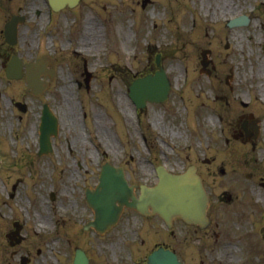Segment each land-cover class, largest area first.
<instances>
[{
    "label": "rangeland",
    "instance_id": "1",
    "mask_svg": "<svg viewBox=\"0 0 264 264\" xmlns=\"http://www.w3.org/2000/svg\"><path fill=\"white\" fill-rule=\"evenodd\" d=\"M141 1L82 0L70 12L52 14V23L46 27L42 28L47 19L44 13L36 18V25L31 22L26 47L58 57L57 73L47 93L59 119V134L53 139L50 155L35 154L42 102L27 98L23 81H8L0 68V264H24V257L25 264H72L77 247L87 253L90 264H133L145 258V245L161 242L175 248L183 264H241V244L237 247L235 240L229 242L235 221L240 224L236 211L232 212L236 202L226 205L230 211L224 205L218 211L224 213L220 228L229 230L219 239L224 244L220 242L221 246L211 248L204 257L196 244L195 251L202 256L199 260L188 241L191 227L179 220L173 223L174 239L163 237L164 228L158 222L156 229L145 231V223L142 226L132 213L123 215L103 236L83 229L92 218L84 203V188L95 186L104 162L123 167L129 183L147 185L156 181L153 167L158 164L174 173L198 164L209 183L201 160L214 157L213 171L225 170L224 177L216 174V192L237 193L230 189L236 174L232 169L235 158L229 152L235 153L239 144L221 137V123L215 117L221 103L213 99L214 90L199 73L202 49H214L221 71L232 63L235 71L238 66L242 79L253 61L252 96L262 108L257 84L261 83L264 99L263 56L260 53L258 77L259 44L255 40L259 36L264 42V0H149L145 7ZM253 7L255 17L248 30L224 28L227 18ZM241 36L247 40L243 41V49L249 50L245 54L251 56L243 63L235 61ZM225 39L232 45L228 52L233 50V57L221 64ZM158 54L159 66L170 81L169 96L138 112L127 96V85L157 70ZM83 58L96 75L87 91L75 83L82 80ZM11 99L27 100L28 111H18ZM236 178L245 183L241 175ZM244 188V197L258 196L257 191L252 194ZM38 202L43 203V211ZM53 212L63 213L58 221ZM44 216L41 234H34L31 226ZM14 221L20 224L19 234L24 238L10 247L5 235ZM141 239H145L142 245ZM246 244L250 246L248 239ZM19 252L22 257L16 256Z\"/></svg>",
    "mask_w": 264,
    "mask_h": 264
},
{
    "label": "flooded vegetation",
    "instance_id": "2",
    "mask_svg": "<svg viewBox=\"0 0 264 264\" xmlns=\"http://www.w3.org/2000/svg\"><path fill=\"white\" fill-rule=\"evenodd\" d=\"M240 54L242 55V53ZM229 55L226 53L224 58L226 59ZM214 72L215 69L213 68L210 74ZM213 75V78L218 82L217 91L220 92L219 96L223 104L220 116L224 122L222 132L225 138L239 144L235 153L229 152L230 156L235 158L232 169L234 174L241 175L245 183L239 182L236 177L233 178L235 183L231 185L230 189L237 190L235 197L225 191L216 192V175L212 169L213 159L207 165L206 174L211 180L209 183L205 180L206 189L211 199L207 214L208 217L212 215V218L210 217L207 228L201 230L205 232L204 238L206 240V245L203 244L202 247L203 250H205V247L208 248L211 237V233L208 231L210 228L213 231V246L219 247L224 244L222 241L219 244L218 241L225 230H215L220 227L218 218L222 215L218 211L223 205H233L236 202L232 212L236 211L240 221L241 228L237 231L239 234L238 241L250 249L253 256L252 264H264V110L261 108L258 116V110L254 108L253 104L251 105L239 98H236L238 106H231L230 95L236 92L235 94L238 96L245 92L244 85L240 83L242 78H239L236 82L234 81V76L237 78L238 76L234 75L233 69H229L228 74H224L223 77L218 76L216 73ZM244 185L249 192L252 190V194L257 191L258 196L255 198L244 197ZM239 194L240 196H238ZM193 231L198 232L196 228ZM247 239L250 241V246L246 244Z\"/></svg>",
    "mask_w": 264,
    "mask_h": 264
},
{
    "label": "water",
    "instance_id": "3",
    "mask_svg": "<svg viewBox=\"0 0 264 264\" xmlns=\"http://www.w3.org/2000/svg\"><path fill=\"white\" fill-rule=\"evenodd\" d=\"M162 88L152 89L148 97L155 94H162ZM137 102V99H135ZM142 104V102H141ZM50 115L45 114L42 120L45 124H41V132L43 134V142L49 143V134H55L56 122L54 120L51 125V130L46 132V128L51 124ZM47 119V120H46ZM42 137V136H41ZM117 170L113 169L115 173ZM118 172V171H117ZM108 171H103L101 175V182L99 184L101 203L95 207V221L93 225L96 229H100V226L113 224L116 220L119 209L122 205H128L135 207L139 211L143 212L147 205L151 206L155 212H157L166 222H169L173 216H181L186 222L199 223L204 220V210L206 206V196L202 189L199 179L194 173L193 168H189L183 175H171L166 173L163 169H158L159 183L153 188H145L141 186V195L139 199L135 198L132 188L126 185V182L121 175L117 173V177L106 174ZM99 190L92 193L94 197L99 195ZM92 195L89 197L92 198ZM131 199V201H129ZM98 202V201H97ZM119 204V207L115 203ZM157 257L155 254L150 258L149 264H163L174 262V257L167 252H158ZM165 253V254H164ZM166 259H169L165 261ZM161 260V261H158ZM74 264H86L82 256H76Z\"/></svg>",
    "mask_w": 264,
    "mask_h": 264
},
{
    "label": "bare ground",
    "instance_id": "4",
    "mask_svg": "<svg viewBox=\"0 0 264 264\" xmlns=\"http://www.w3.org/2000/svg\"><path fill=\"white\" fill-rule=\"evenodd\" d=\"M130 38H131V36L126 35V39L130 40ZM37 206L40 208L41 211H43V210L41 209V207L43 206V203L38 202V203H37ZM61 214H63V213H62V212H59V213L56 215V213L53 212V215H54V219H55V221H56V220L58 221V220L61 218V216H62ZM45 218H46V216H44V217H39V219H38L39 223H36L35 225L31 226L32 231L34 232V234H35V233H36V234H41V231H39V229L43 228L42 226H44V223L42 222L41 219H44V220H45ZM38 224L41 225L39 228H37Z\"/></svg>",
    "mask_w": 264,
    "mask_h": 264
}]
</instances>
